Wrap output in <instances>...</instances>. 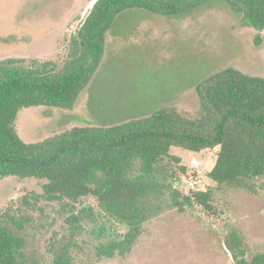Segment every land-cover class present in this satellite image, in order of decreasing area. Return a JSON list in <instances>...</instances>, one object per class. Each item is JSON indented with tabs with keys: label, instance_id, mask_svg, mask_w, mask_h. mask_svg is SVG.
I'll return each instance as SVG.
<instances>
[{
	"label": "rangeland",
	"instance_id": "374dc122",
	"mask_svg": "<svg viewBox=\"0 0 264 264\" xmlns=\"http://www.w3.org/2000/svg\"><path fill=\"white\" fill-rule=\"evenodd\" d=\"M96 0H0V65L37 70L50 62L61 71L77 52L74 38ZM105 62L70 107L32 106L19 111L16 129L27 142H40L74 125L111 126L153 113L170 104L189 118L204 109L197 83L226 67L264 76V29L244 23L223 2L214 1L181 17L147 11L125 13L108 37ZM219 148L199 153L174 148V163L184 193L215 183L209 172ZM184 168V170H183ZM39 179L0 180V218L28 213L25 237L39 257L51 264L52 244L67 234L66 213L42 197ZM217 190L215 211L196 205L184 212L166 209L145 224L126 255L102 251L126 226L101 217L78 237L72 264H236L225 238L237 229L248 245L247 257H264V189ZM98 211L95 198L79 205Z\"/></svg>",
	"mask_w": 264,
	"mask_h": 264
},
{
	"label": "trees",
	"instance_id": "16d2710c",
	"mask_svg": "<svg viewBox=\"0 0 264 264\" xmlns=\"http://www.w3.org/2000/svg\"><path fill=\"white\" fill-rule=\"evenodd\" d=\"M223 2L244 23L264 29V0H96L77 32L78 54L61 71L50 62L37 70L0 65V180L39 179L42 197L66 213L67 234L51 246V264H72L88 224L112 216L126 226L123 236L103 246L107 255H126L139 241L145 224L166 209L184 212L196 205L215 211L217 190L264 189V76L226 67L197 83L204 113L189 118L165 104L153 113L111 126L74 125L40 142H27L17 132L23 108L70 107L98 73L108 37L129 11L181 17L197 8ZM218 147L208 173L215 183L184 194L171 150L199 153ZM184 170V168H183ZM95 198L98 211L79 205ZM31 216L19 212L0 218V264H40L25 237ZM225 245L236 264H264L246 256L243 235L232 229Z\"/></svg>",
	"mask_w": 264,
	"mask_h": 264
}]
</instances>
